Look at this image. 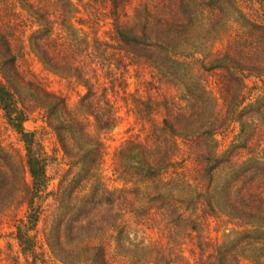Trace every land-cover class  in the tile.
I'll return each mask as SVG.
<instances>
[{
    "label": "rangeland",
    "instance_id": "374dc122",
    "mask_svg": "<svg viewBox=\"0 0 264 264\" xmlns=\"http://www.w3.org/2000/svg\"><path fill=\"white\" fill-rule=\"evenodd\" d=\"M205 1L124 0L120 20L160 41L149 52L114 38L108 0H0V81L48 156L24 254L14 225L29 177L0 109V264H214L219 244L237 264H264V175L252 160L264 115L248 117L250 150L221 155L229 162L209 180L201 171L238 128L219 92L232 76L214 58L259 73L241 72L246 101L264 89L263 33L240 40L250 26L238 15L258 1ZM260 9L252 19L264 25ZM166 159L142 180L147 162Z\"/></svg>",
    "mask_w": 264,
    "mask_h": 264
},
{
    "label": "trees",
    "instance_id": "16d2710c",
    "mask_svg": "<svg viewBox=\"0 0 264 264\" xmlns=\"http://www.w3.org/2000/svg\"><path fill=\"white\" fill-rule=\"evenodd\" d=\"M223 0H206L205 3L207 6L218 5ZM258 1V8L255 5L247 7L246 10H239V18L241 24L245 26H250L247 28L245 34H243L240 40H245L248 36L253 37V32L260 29L264 36V25L262 23H257L253 20V15L256 14L257 9L263 8L264 0ZM124 0H108V16L111 19L112 31L114 38L119 41V43L124 46L134 47L136 49L148 50L149 52L153 51L157 44L160 43L158 38L152 37L150 34L147 35L144 29L140 31L136 30L134 27H127L125 22L120 20L122 16V7ZM251 8V9H250ZM262 10V9H260ZM257 18V17H254ZM176 25L177 23L174 22ZM166 49V48H164ZM214 68H225L232 78L235 81V84L230 86V79H227L219 87V92L222 94V100L225 104L226 111L228 115H231L232 119L238 123L237 133L233 135L230 140L228 147L223 150L220 154L216 151H209L207 155L202 156V159H205V163L201 169L204 178L208 180L213 177V173L217 169L223 166V160L229 162L228 157L222 158L221 155H224L227 151L238 154L240 151L247 152L250 150L251 144L249 140L251 139V133L245 131L246 123L248 122V117H253L257 115L263 117L264 115V89L257 90V94L252 100H247L244 97L242 89V80L241 72L251 67H246L240 63L239 59L230 55L229 53H223L222 55L214 58L211 63ZM254 71V70H253ZM255 75H259L258 72L254 71ZM243 77V75H242ZM256 89V86L252 87ZM251 89V87H250ZM250 89L247 91L249 93ZM89 92V89L87 93ZM226 93V94H225ZM230 93V94H229ZM0 109L2 111L3 118L5 123L18 135L19 140L23 144L24 149V161L27 169V174L29 177V188L27 191L26 197V211L25 215L22 218H18L14 227H15V239L20 247L22 253H31L34 247V237L31 234V231L36 226L39 220V207L37 204V199H39L43 192L46 189L48 183V175L46 172V166L48 162V156L43 150L41 141L36 136V132L33 130H28L24 127V122L28 119V113L26 109L21 105L18 97L14 92L9 89L2 81H0ZM164 122L167 123L166 120ZM108 123V120L106 124ZM111 125V123H110ZM56 129L63 127L61 124L55 126ZM171 127V126H170ZM209 132L210 136L213 134L212 129L209 128L206 130ZM254 144V142H252ZM1 153V152H0ZM258 156L254 154L253 161L261 170V174L264 175V153L257 151ZM163 163H152L147 162L142 180H147L155 177L158 174H161L162 171L168 164V160L162 161ZM127 176L129 173H126ZM126 176L124 175V178ZM201 178L202 174H201ZM158 195L163 196L162 192H159ZM208 203L206 206L211 209L210 198H207ZM244 238V237H243ZM232 249V248H231ZM227 249L226 246L222 247L220 244L215 246V263L214 264H237L234 251ZM228 250V251H227Z\"/></svg>",
    "mask_w": 264,
    "mask_h": 264
}]
</instances>
